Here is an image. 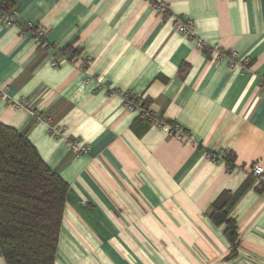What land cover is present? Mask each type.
<instances>
[{"label": "crops", "instance_id": "obj_1", "mask_svg": "<svg viewBox=\"0 0 264 264\" xmlns=\"http://www.w3.org/2000/svg\"><path fill=\"white\" fill-rule=\"evenodd\" d=\"M6 1L17 24L0 20V123L68 185L55 264H264V189L251 176L264 168V0H159L166 15L146 0ZM126 93L193 140L128 112ZM219 151L229 161L206 158ZM221 197L235 257L210 217Z\"/></svg>", "mask_w": 264, "mask_h": 264}, {"label": "trees", "instance_id": "obj_2", "mask_svg": "<svg viewBox=\"0 0 264 264\" xmlns=\"http://www.w3.org/2000/svg\"><path fill=\"white\" fill-rule=\"evenodd\" d=\"M68 189L25 134L0 123V249L6 264H55ZM229 206L221 197L210 217L225 225L229 257H235L237 227L228 218Z\"/></svg>", "mask_w": 264, "mask_h": 264}, {"label": "built area", "instance_id": "obj_3", "mask_svg": "<svg viewBox=\"0 0 264 264\" xmlns=\"http://www.w3.org/2000/svg\"><path fill=\"white\" fill-rule=\"evenodd\" d=\"M148 3H151L155 10L163 15L167 14L166 6L159 0H146ZM0 20L7 27H12L17 24L16 14L13 11V8L6 0H0ZM25 31H30L34 34L35 38L42 43H44V38L46 35L45 30L34 27L33 25L26 24L24 27ZM175 31L179 34L187 37L189 40L195 41V46L198 50H204L205 45L196 39L194 34L193 24L188 21H184L182 19L175 20ZM216 53V57L218 59H224L229 63V67H235L237 62V54L236 53H227L220 49H214ZM69 60L72 59V55H69ZM243 66L244 69L247 68L248 62L243 61L239 63ZM54 67L58 65L53 63ZM261 81L264 86V76L261 78ZM124 107L130 113H139L141 119L147 121L151 127L163 130L170 136H173L180 143H187L193 140L192 135L180 127L178 124H169L167 123L162 116L152 111L149 107H147L144 102L137 96L130 95L128 93L123 95ZM51 132L54 134L57 133V130L51 128ZM59 133V132H58ZM68 147L71 151L77 154V156L87 155L90 151L89 147L79 141H69ZM230 156L228 151H219L218 153L207 152L206 158L209 161L218 163L226 160ZM251 176L257 182L259 189H264V168L259 165H255L251 168Z\"/></svg>", "mask_w": 264, "mask_h": 264}]
</instances>
